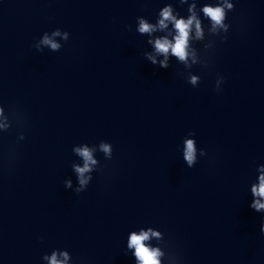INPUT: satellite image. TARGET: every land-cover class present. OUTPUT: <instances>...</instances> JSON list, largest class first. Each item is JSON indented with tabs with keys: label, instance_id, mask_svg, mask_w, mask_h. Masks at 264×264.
<instances>
[{
	"label": "water",
	"instance_id": "95a60500",
	"mask_svg": "<svg viewBox=\"0 0 264 264\" xmlns=\"http://www.w3.org/2000/svg\"><path fill=\"white\" fill-rule=\"evenodd\" d=\"M192 5L202 38L193 24L187 62L160 68L149 41L172 23L139 19ZM84 146L97 163L76 193ZM261 174L264 0H0V264H140L129 238L149 229L159 264H264Z\"/></svg>",
	"mask_w": 264,
	"mask_h": 264
},
{
	"label": "clouds",
	"instance_id": "9594fccd",
	"mask_svg": "<svg viewBox=\"0 0 264 264\" xmlns=\"http://www.w3.org/2000/svg\"><path fill=\"white\" fill-rule=\"evenodd\" d=\"M194 7L195 5L189 7L188 11L192 14L188 16L187 20L183 18L177 19L176 16L172 14V8L170 6L164 7L162 11H160V18L157 21L156 25L146 22L145 19H139V33L149 35L157 31V27L160 30H164L168 28L169 22L172 23V27L175 30V35L171 40L167 36H162L160 38L155 39L154 41H149L150 43H153L156 53L164 56V59L159 62L160 68H168L167 61L169 53L178 58V60L183 61L185 63L187 62V57L189 55L187 50L188 42L190 39V32L193 24L195 25L196 29V38H202L203 33L201 30L200 20L197 19L196 14L193 11ZM224 7L231 9L233 6L231 4L225 3ZM224 7H204L203 12L213 22V28L219 26L221 28H225L226 30V26L223 23L225 20ZM53 35H60V32L55 31L53 32ZM64 38L66 40L69 38V34L67 32H65ZM41 43L44 45H48L54 51H58L61 47L59 44L49 39L47 35L44 36ZM147 58L152 62L153 65L156 64V59L154 56L147 55ZM221 80H223V77H221ZM196 81L197 78L193 77L191 83L196 84ZM217 83H219V81ZM189 134L194 136V133L190 132ZM100 148L106 155H111L112 148L108 143H101ZM74 151L80 157H82L84 161L83 167L75 165L73 166L75 168V172L78 175V181L81 186L80 188L76 189V193H80L90 180V177H85L84 174L92 171L90 166L95 165L97 161L93 158L92 150L87 146L75 148ZM183 158L187 162L189 168H191L195 163V147L194 141L191 139L185 142ZM70 186V182H66L65 187ZM251 191L252 195L254 197H258V199H254L253 202L250 204V207L256 212H259L260 210L264 209V202H262L264 201V174L260 175L259 184L254 185ZM260 231L261 234H264V223L261 224ZM150 234L152 236L159 235V233L153 232L151 231V229H149L148 231H141L139 235L133 233L129 238L128 247L135 248V256L137 260L140 261V264H159V260L157 259V256L159 255L158 251L155 249L150 250L143 243L144 241L149 239ZM61 255L64 256L65 260L67 259L66 253H61ZM45 258L48 259L49 264H64V261L57 259L55 252L52 254L51 257Z\"/></svg>",
	"mask_w": 264,
	"mask_h": 264
}]
</instances>
